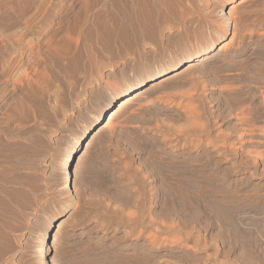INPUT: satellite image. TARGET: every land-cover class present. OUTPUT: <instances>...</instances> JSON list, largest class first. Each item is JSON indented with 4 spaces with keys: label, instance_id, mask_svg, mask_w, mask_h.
I'll return each mask as SVG.
<instances>
[{
    "label": "bare ground",
    "instance_id": "1",
    "mask_svg": "<svg viewBox=\"0 0 264 264\" xmlns=\"http://www.w3.org/2000/svg\"><path fill=\"white\" fill-rule=\"evenodd\" d=\"M263 1L0 0V264H264Z\"/></svg>",
    "mask_w": 264,
    "mask_h": 264
},
{
    "label": "rangeland",
    "instance_id": "2",
    "mask_svg": "<svg viewBox=\"0 0 264 264\" xmlns=\"http://www.w3.org/2000/svg\"><path fill=\"white\" fill-rule=\"evenodd\" d=\"M240 0H228V7H230L232 4H236V3H238ZM264 5V1L262 2V4H261V7H264L263 6ZM227 7V8H228ZM258 14V15H257ZM256 15H255V17L257 16H259V13H257ZM228 35L229 34H227L226 35V37H224L223 38V40H225V39H227V37H228ZM222 40V41H223ZM220 43V42H219ZM258 88H259V85H256ZM190 88H193V87H190V86H187V87H184L183 89H181L180 91H178L180 94H178L177 93V95H176V97H180V99H183V98H185V93L184 92H187V91H190ZM257 88V89H258ZM261 90V89H260ZM263 90V92H264V89H262ZM191 91H193L192 89H191ZM184 93V94H183ZM182 95V96H181ZM121 97H123V96H121ZM121 97L120 98H118L117 99V101H116V104L117 103H119L118 101L119 100H121ZM184 100V99H183ZM212 101V100H211ZM212 103H218V104H220L219 106H221L222 107V109L225 107V103H223V100L222 101H219V102H217L216 100H214V102H212ZM116 104H112V106H110V108H108V110H106L105 112H104V115H103V117H102V121L104 122H106L107 120H108V117L106 118V116H107V114H108V112H109V110H111ZM224 105V106H223ZM106 119V120H105ZM118 120V119H117ZM117 120H115L114 121V124L116 123H118L119 122V120L117 121ZM150 124H146L145 126L142 124V123H138L136 126H144V127H148ZM225 132H230L229 131V129H227L226 127H223L222 128ZM222 143V142H221ZM85 144H86V142H85V140H84V143H83V146H85ZM82 146V147H83ZM263 149H264V146L262 147ZM257 177H260V176H257ZM241 199L242 198H240V201H241ZM165 237V238H164ZM163 238H164V240L166 239H170V240H172L173 238H175L174 236L172 237V236H163ZM39 239V235L37 236V233H35V235H33V237L31 238V240L28 242V244L26 245V248L24 249V255H23V257H22V259L20 260V262H19V264H22V261L24 262L23 264H26L25 262L27 261V264H32L31 262V260L29 259L30 257H28V256H30V255H28V254H31L32 252H33V250H35L34 248H36V247H33V246H36V243H37V240ZM262 238H260L259 237V239L258 240H260V242L262 243L263 242V239L261 240ZM165 240V244H171V242H169V241H166ZM35 242V244H34V242ZM31 244H33V245H31ZM29 245V246H28ZM210 254H213V252L212 253H210ZM168 255H166V256H164V257H167ZM170 256V255H169ZM168 256V257H169ZM212 256H214V255H212Z\"/></svg>",
    "mask_w": 264,
    "mask_h": 264
}]
</instances>
